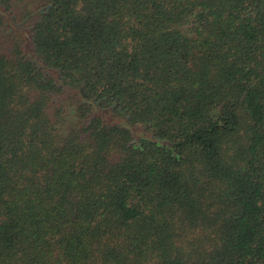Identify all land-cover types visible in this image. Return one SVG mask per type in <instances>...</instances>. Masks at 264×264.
<instances>
[{"label":"trees","instance_id":"trees-1","mask_svg":"<svg viewBox=\"0 0 264 264\" xmlns=\"http://www.w3.org/2000/svg\"><path fill=\"white\" fill-rule=\"evenodd\" d=\"M0 264H264V0H0Z\"/></svg>","mask_w":264,"mask_h":264}]
</instances>
